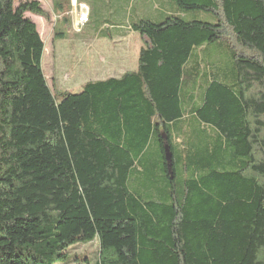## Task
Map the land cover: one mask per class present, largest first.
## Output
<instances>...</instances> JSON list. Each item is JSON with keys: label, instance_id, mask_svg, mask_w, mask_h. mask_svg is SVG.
<instances>
[{"label": "trees", "instance_id": "1", "mask_svg": "<svg viewBox=\"0 0 264 264\" xmlns=\"http://www.w3.org/2000/svg\"><path fill=\"white\" fill-rule=\"evenodd\" d=\"M15 1L0 0V264H66L95 241L97 264H264V0H174L130 23L136 72L77 94L44 73L26 14L50 15ZM212 47L229 75L193 53Z\"/></svg>", "mask_w": 264, "mask_h": 264}, {"label": "rangeland", "instance_id": "2", "mask_svg": "<svg viewBox=\"0 0 264 264\" xmlns=\"http://www.w3.org/2000/svg\"><path fill=\"white\" fill-rule=\"evenodd\" d=\"M32 1L40 2L50 15V20L47 21L32 13L26 14V17L36 24L45 43L43 70L48 84L53 92L70 90L74 94L82 91L80 84L84 79L79 74L72 75V71L78 70L79 63L83 61L85 55L92 60L93 67H100V61L105 59L100 53L101 48L116 46L112 40L119 34V26H128L139 19L159 24L166 11L179 12L174 0H80L90 8L92 17L91 23L78 32L76 21L80 4L77 8L73 0H16L15 6L17 8L22 3ZM55 3L62 11L61 9L55 11ZM64 14L68 16L66 22L60 20ZM180 14L186 21L197 20L212 24L216 22L214 17L203 12ZM193 53L195 56H204L216 62L223 74H230L231 60L227 52L212 47L207 51L197 49ZM63 71L70 73L65 75ZM75 77L79 78V85L75 84ZM99 252L100 246L97 241L75 246L70 250V261L66 264H97Z\"/></svg>", "mask_w": 264, "mask_h": 264}, {"label": "crops", "instance_id": "3", "mask_svg": "<svg viewBox=\"0 0 264 264\" xmlns=\"http://www.w3.org/2000/svg\"><path fill=\"white\" fill-rule=\"evenodd\" d=\"M73 4L75 7L79 4L86 5L84 2H80V0H73ZM173 12L174 11H166L163 17ZM91 17L92 12L90 10V23ZM118 30H120L119 34L112 40V42H115L116 46L111 48L104 46L101 48L100 53L105 56V59L101 60L102 62L100 61V67H93L92 60L88 59V56L85 55L83 61L79 63L78 70L72 71V75L74 74L76 76L79 74L80 77H83V83L80 84L81 89L89 82L106 81L111 78L119 79L126 73L136 72L138 70L139 54L144 47L143 39L138 33L131 30L130 25L119 26ZM69 73V71H66L65 75ZM77 78L78 77H75L74 81H76V85H79V78ZM65 89H67V87H65ZM66 92L71 91L66 90Z\"/></svg>", "mask_w": 264, "mask_h": 264}, {"label": "built area", "instance_id": "4", "mask_svg": "<svg viewBox=\"0 0 264 264\" xmlns=\"http://www.w3.org/2000/svg\"><path fill=\"white\" fill-rule=\"evenodd\" d=\"M77 18L78 20L76 21V28L78 32H81L82 29L90 23V9L87 5H80V10L77 14Z\"/></svg>", "mask_w": 264, "mask_h": 264}]
</instances>
